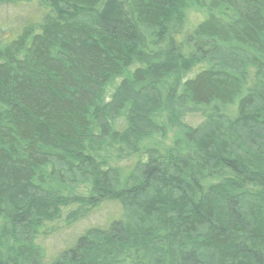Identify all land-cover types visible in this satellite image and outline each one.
Here are the masks:
<instances>
[{
  "label": "trees",
  "instance_id": "16d2710c",
  "mask_svg": "<svg viewBox=\"0 0 264 264\" xmlns=\"http://www.w3.org/2000/svg\"><path fill=\"white\" fill-rule=\"evenodd\" d=\"M16 4L35 15L0 31V264H264V0Z\"/></svg>",
  "mask_w": 264,
  "mask_h": 264
},
{
  "label": "rangeland",
  "instance_id": "374dc122",
  "mask_svg": "<svg viewBox=\"0 0 264 264\" xmlns=\"http://www.w3.org/2000/svg\"><path fill=\"white\" fill-rule=\"evenodd\" d=\"M34 15L35 11L30 5L16 4L0 6V31L4 30L5 34L7 33L8 35L9 32L12 33L26 20L34 17ZM3 36L0 35V39ZM118 212L119 209L115 203H104L94 210L85 220L72 227H60L59 232L46 241L45 245L48 251L51 252V255L56 254L69 246L77 236L89 227L107 226L112 219L117 218Z\"/></svg>",
  "mask_w": 264,
  "mask_h": 264
}]
</instances>
